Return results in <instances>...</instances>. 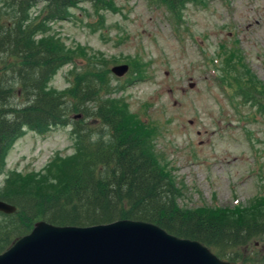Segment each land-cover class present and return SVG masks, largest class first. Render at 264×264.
<instances>
[{"label":"rangeland","instance_id":"374dc122","mask_svg":"<svg viewBox=\"0 0 264 264\" xmlns=\"http://www.w3.org/2000/svg\"><path fill=\"white\" fill-rule=\"evenodd\" d=\"M9 1L0 0V24L8 15ZM46 4L35 0L26 10L27 21L40 20ZM101 4L100 10H93L78 3L65 19L45 22L44 35H34V41L54 36L77 54L55 72L46 88L66 91L72 72L91 55L107 60L108 70L126 64L128 70L119 78L109 72L112 95L152 132V149L181 191L180 207L234 209L264 199V0H193L175 15L156 0ZM227 49L237 50L234 56L243 70L259 82L255 105L242 103L227 84ZM13 61L0 55V72ZM16 80L10 85L13 95ZM17 101L13 97L10 105ZM23 131L4 156L0 188L13 172L42 173L56 157L64 159L75 151L70 125L42 134ZM4 219L1 214L0 224ZM238 252L264 255V239Z\"/></svg>","mask_w":264,"mask_h":264},{"label":"trees","instance_id":"16d2710c","mask_svg":"<svg viewBox=\"0 0 264 264\" xmlns=\"http://www.w3.org/2000/svg\"><path fill=\"white\" fill-rule=\"evenodd\" d=\"M34 1H9L8 15L0 24V55L14 60L11 68L0 72V172L23 127L42 134L51 127L70 125L75 151L64 159L56 157L42 173L7 176L0 200L15 207V212L4 215L0 224V252L37 221L85 227L126 219L195 240L222 260L264 264V255L238 252L264 239V199L234 209L180 207L181 191L152 149V132L131 116L121 98L112 95L107 60L88 56L72 72L66 91L46 88L55 72L77 54L54 36L34 41V35H44L45 22L65 19L67 10L78 3L100 10L101 0H46L41 19L27 21L26 10ZM189 1L193 0H156L173 15ZM236 52H223L225 64L231 63L230 69L225 67L223 74L229 77L225 80L242 103L255 105L259 82L243 70ZM15 78L18 89L13 95L10 85ZM13 97L18 101L10 105ZM104 134L107 141H102Z\"/></svg>","mask_w":264,"mask_h":264},{"label":"water","instance_id":"95a60500","mask_svg":"<svg viewBox=\"0 0 264 264\" xmlns=\"http://www.w3.org/2000/svg\"><path fill=\"white\" fill-rule=\"evenodd\" d=\"M109 70L121 77L128 67L119 64ZM14 211L15 207L0 200V213ZM0 264L235 263L220 260L201 243L173 236L154 224L122 219L87 227L38 221L0 253Z\"/></svg>","mask_w":264,"mask_h":264}]
</instances>
